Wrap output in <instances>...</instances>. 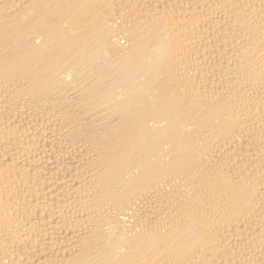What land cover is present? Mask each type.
Listing matches in <instances>:
<instances>
[{"label":"bare ground","instance_id":"bare-ground-1","mask_svg":"<svg viewBox=\"0 0 264 264\" xmlns=\"http://www.w3.org/2000/svg\"><path fill=\"white\" fill-rule=\"evenodd\" d=\"M0 264H264V0H0Z\"/></svg>","mask_w":264,"mask_h":264}]
</instances>
